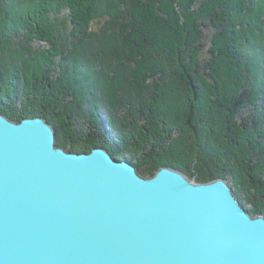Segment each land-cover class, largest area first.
I'll list each match as a JSON object with an SVG mask.
<instances>
[{
	"label": "trees",
	"instance_id": "1",
	"mask_svg": "<svg viewBox=\"0 0 264 264\" xmlns=\"http://www.w3.org/2000/svg\"><path fill=\"white\" fill-rule=\"evenodd\" d=\"M0 112L264 215V0H0Z\"/></svg>",
	"mask_w": 264,
	"mask_h": 264
},
{
	"label": "water",
	"instance_id": "2",
	"mask_svg": "<svg viewBox=\"0 0 264 264\" xmlns=\"http://www.w3.org/2000/svg\"><path fill=\"white\" fill-rule=\"evenodd\" d=\"M0 264H264V215L224 178L144 177L105 147H59L43 117L0 112Z\"/></svg>",
	"mask_w": 264,
	"mask_h": 264
},
{
	"label": "rangeland",
	"instance_id": "3",
	"mask_svg": "<svg viewBox=\"0 0 264 264\" xmlns=\"http://www.w3.org/2000/svg\"><path fill=\"white\" fill-rule=\"evenodd\" d=\"M45 83H46V82H45ZM101 83H102V81H101ZM107 123H108V122H106V124H107ZM106 124L104 123V125H103L104 128H106ZM126 124H127V122H126ZM132 126H133V125H132ZM115 127H116L117 130H122V131L124 130V127L119 126V124H117V123H116V126H115ZM125 131H126V130H125ZM63 132H64V131H63ZM126 132H127V131H126ZM64 135H65V134H64ZM64 137H65V136H64ZM63 142H65V140H63ZM129 149H130V147H129ZM127 151H128V150H127ZM115 158H117V159H121V158H118V157H115ZM139 162H140V161H139ZM193 180H194V179H193ZM246 202H247V201H246ZM247 203H248V202H247Z\"/></svg>",
	"mask_w": 264,
	"mask_h": 264
}]
</instances>
